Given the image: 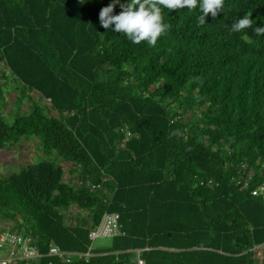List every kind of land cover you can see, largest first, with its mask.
Segmentation results:
<instances>
[{
    "label": "trees",
    "instance_id": "1",
    "mask_svg": "<svg viewBox=\"0 0 264 264\" xmlns=\"http://www.w3.org/2000/svg\"><path fill=\"white\" fill-rule=\"evenodd\" d=\"M110 2L0 0V149L40 135L70 162L0 174V224L31 233L40 264H66L52 245L73 264H134L137 248L146 264H258L264 0H225L204 25L164 9L155 45L105 28ZM105 212L122 232L95 246Z\"/></svg>",
    "mask_w": 264,
    "mask_h": 264
},
{
    "label": "clouds",
    "instance_id": "2",
    "mask_svg": "<svg viewBox=\"0 0 264 264\" xmlns=\"http://www.w3.org/2000/svg\"><path fill=\"white\" fill-rule=\"evenodd\" d=\"M225 0H111L99 12L100 23L111 31L119 30L133 43L144 41L148 45H155L160 36L169 28L165 22L162 10L182 9L188 6L189 12L195 10L198 14L196 21L205 24V18L224 10ZM120 4L122 10L114 13V8ZM250 13L243 15L231 24V30L242 32L253 25ZM254 32L264 33V25L256 26Z\"/></svg>",
    "mask_w": 264,
    "mask_h": 264
},
{
    "label": "built area",
    "instance_id": "3",
    "mask_svg": "<svg viewBox=\"0 0 264 264\" xmlns=\"http://www.w3.org/2000/svg\"><path fill=\"white\" fill-rule=\"evenodd\" d=\"M253 194L264 197V183L252 190ZM120 214L118 212H105L103 218L96 228L90 231L92 238L100 236H113L122 232L119 224ZM33 235L28 232L11 230L8 224H0V249L6 251V255L0 257V264H40L42 253L33 242ZM134 264H146L141 257L140 250H135ZM50 254L63 255L66 264H73L70 252H65L57 245L50 247Z\"/></svg>",
    "mask_w": 264,
    "mask_h": 264
},
{
    "label": "rangeland",
    "instance_id": "4",
    "mask_svg": "<svg viewBox=\"0 0 264 264\" xmlns=\"http://www.w3.org/2000/svg\"><path fill=\"white\" fill-rule=\"evenodd\" d=\"M1 67L4 70H8V67L4 63L1 64ZM7 74L9 77L8 80L11 81L12 75L9 72H7ZM10 90V92H6V96L7 98L14 99L18 93L15 89ZM35 97L38 98V94L36 92ZM42 101H46V99H43ZM41 161H51L64 165L70 164V162L65 161L61 156L56 155L54 152L45 153L43 140L40 135L23 136L20 142L0 149V174L9 175L13 171H18L21 167L26 166L27 164L39 163ZM69 168V166H66L67 174L69 172ZM78 210V207L72 206L69 211L72 214H75ZM81 213L85 214V211H81ZM5 223L9 224L8 221ZM110 243L111 237H98L94 241L95 246H107ZM5 255L6 251L0 249V257ZM257 259L259 264H264L263 255H259Z\"/></svg>",
    "mask_w": 264,
    "mask_h": 264
},
{
    "label": "crops",
    "instance_id": "5",
    "mask_svg": "<svg viewBox=\"0 0 264 264\" xmlns=\"http://www.w3.org/2000/svg\"><path fill=\"white\" fill-rule=\"evenodd\" d=\"M20 232H22V231H20ZM138 249H139V248H137V249H134V251H135V250H138ZM139 250H140V249H139ZM260 255H263V254H260ZM263 258H264V255H263ZM258 264H259V263H258Z\"/></svg>",
    "mask_w": 264,
    "mask_h": 264
}]
</instances>
